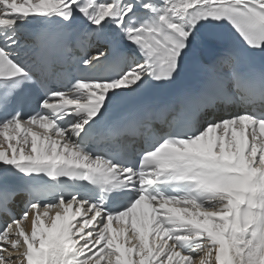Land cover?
<instances>
[{
	"label": "snow or ice",
	"instance_id": "obj_1",
	"mask_svg": "<svg viewBox=\"0 0 264 264\" xmlns=\"http://www.w3.org/2000/svg\"><path fill=\"white\" fill-rule=\"evenodd\" d=\"M227 28L243 49L222 46ZM206 52L198 90L105 127L124 97ZM256 52L264 0H0V264H264ZM140 129L138 152L120 142Z\"/></svg>",
	"mask_w": 264,
	"mask_h": 264
},
{
	"label": "bare ground",
	"instance_id": "obj_2",
	"mask_svg": "<svg viewBox=\"0 0 264 264\" xmlns=\"http://www.w3.org/2000/svg\"><path fill=\"white\" fill-rule=\"evenodd\" d=\"M38 26H39V23H34L32 25H29V26H27L26 31L31 32V30L34 27H38ZM108 48H109V45H108ZM17 209H19V207ZM25 228L30 231V221L25 223Z\"/></svg>",
	"mask_w": 264,
	"mask_h": 264
}]
</instances>
